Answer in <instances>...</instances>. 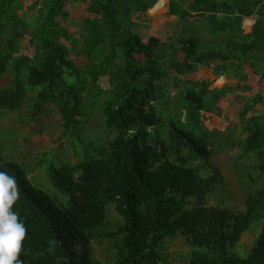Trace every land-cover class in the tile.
Masks as SVG:
<instances>
[{
	"label": "trees",
	"instance_id": "obj_1",
	"mask_svg": "<svg viewBox=\"0 0 264 264\" xmlns=\"http://www.w3.org/2000/svg\"><path fill=\"white\" fill-rule=\"evenodd\" d=\"M24 1L0 0V111L20 112L33 93L36 110L48 104L60 114L69 143L65 158L38 163L67 198L65 211L59 196L31 183L23 163L0 152V170L20 188L14 210L27 228L24 264H100L93 247L109 238L117 239L111 264H165L164 244L179 235L191 246L189 264H264V96L249 84L264 85V0H169L167 14L183 26L174 39L145 34L157 0H30L20 15ZM78 3L93 17L72 21ZM69 26L80 28L79 66L61 41L74 40ZM26 35L31 55L19 53ZM199 66L243 85L209 89L173 77L179 92L171 102V72ZM232 92L244 94L236 141L226 129L212 135L203 121L220 117L218 103ZM94 112L104 144L80 138ZM216 145H237L238 162H254L249 182L260 185L242 210L209 203L223 185L209 164ZM111 207L118 220L109 232ZM258 217L259 235L240 257L233 249Z\"/></svg>",
	"mask_w": 264,
	"mask_h": 264
},
{
	"label": "rangeland",
	"instance_id": "obj_2",
	"mask_svg": "<svg viewBox=\"0 0 264 264\" xmlns=\"http://www.w3.org/2000/svg\"><path fill=\"white\" fill-rule=\"evenodd\" d=\"M159 2V1H158ZM161 2V0H160ZM164 7L161 11L155 12L153 9L148 11V15L152 18L151 26L145 31V34L156 35L160 38H172L179 36L183 26L176 19L167 16L166 0H163ZM30 4V0L24 1V10L18 13L22 15L26 7ZM87 4L78 3L72 9V21L80 23L84 18H91L93 15L86 10ZM157 10V9H156ZM27 15H34V12H27ZM254 20L252 18L244 19L243 28L245 33L251 31ZM79 27H67L68 32L73 35L74 40L64 41V45L69 49L70 59L80 65L81 56L79 51L83 47V40L79 37ZM188 33V32H186ZM30 36L26 35L20 42V54L31 55L33 47L30 45ZM249 72V69H247ZM176 77L183 81H207L210 83L209 89H220L226 86L243 85L239 83L233 75L217 76L212 73L206 66H199L197 71L192 74L178 75L172 71L166 80L167 95L171 102L176 99L179 89L175 87ZM107 84V81L105 80ZM249 84L253 87L254 92H260L264 96V85L255 81H250ZM242 96L239 92L228 94L218 103V109L221 112L220 117L205 115L203 118L206 128L212 135L219 136L226 129L227 134L233 140H237L240 130L238 114L243 106ZM34 94L31 93L25 99L20 112L5 113L0 111V152L6 158H12L23 163L29 174L31 183L47 192L52 198L55 194L60 200H55V204L60 210L65 211L67 207V198L55 189L49 181L46 165L41 169L38 163H44V160L55 159L60 160L65 158L69 152V143L67 139H62L63 130L61 126V116L56 109L51 105H42L39 110H36L33 100ZM239 97V98H237ZM103 100L98 102L99 105ZM260 107L257 106V109ZM99 113H91V116L86 124L87 129L80 134V138L84 141L86 137L96 139L99 143L100 137L103 135L98 130ZM102 140L101 144H104ZM218 143V139L214 141ZM217 151L209 157V164L212 167L218 168L223 179V185L220 186L210 197V205L225 204L237 210L243 209L244 197L249 192L255 190L260 184L258 182H249L248 175H256L253 163L251 160L245 161V166L238 162L240 149L237 145H216ZM212 149V146L209 147ZM74 161V157H70ZM240 165V166H238ZM249 166L247 169L243 168ZM241 169V171H239ZM111 205L108 206V208ZM109 228L108 231H113L114 223L118 218L114 213L113 207L109 209ZM261 218H256L249 230L241 237L240 243L236 245L233 252L240 257H245L255 242L260 232ZM117 241L115 238L100 239L93 247L94 255L99 260L100 264H111L113 254L110 253L111 245ZM191 246L186 239L179 235L172 240H166L162 257L165 259V264H189V255ZM164 264V263H162Z\"/></svg>",
	"mask_w": 264,
	"mask_h": 264
},
{
	"label": "clouds",
	"instance_id": "obj_3",
	"mask_svg": "<svg viewBox=\"0 0 264 264\" xmlns=\"http://www.w3.org/2000/svg\"><path fill=\"white\" fill-rule=\"evenodd\" d=\"M19 197L16 177L0 170V264H24L20 257L27 228L14 210Z\"/></svg>",
	"mask_w": 264,
	"mask_h": 264
},
{
	"label": "crops",
	"instance_id": "obj_4",
	"mask_svg": "<svg viewBox=\"0 0 264 264\" xmlns=\"http://www.w3.org/2000/svg\"><path fill=\"white\" fill-rule=\"evenodd\" d=\"M158 1H159V2H158ZM159 3H160V0H157L156 4H155L151 9H153L155 12H159V11H161V10L163 9V7H164V3H163V7H162L161 9H157V10H156V7L159 5ZM166 3H167V5H166V8H167V9H166V14H167L169 0H166ZM86 8H87V7H86ZM151 9H149V10H151ZM149 10H148V11H149ZM148 11L146 12V16H147V17L149 18V20H150V25H149V27H150L153 21H152V18L148 15ZM167 16L176 19L175 17L170 16V15H168V14H167Z\"/></svg>",
	"mask_w": 264,
	"mask_h": 264
},
{
	"label": "bare ground",
	"instance_id": "obj_5",
	"mask_svg": "<svg viewBox=\"0 0 264 264\" xmlns=\"http://www.w3.org/2000/svg\"><path fill=\"white\" fill-rule=\"evenodd\" d=\"M163 7V0L159 3V5L156 7V9H161Z\"/></svg>",
	"mask_w": 264,
	"mask_h": 264
}]
</instances>
